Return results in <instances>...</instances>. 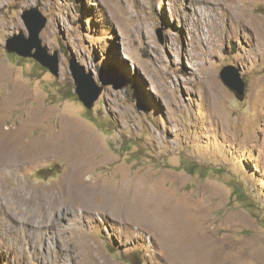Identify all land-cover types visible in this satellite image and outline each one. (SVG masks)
<instances>
[{
	"label": "rangeland",
	"instance_id": "1",
	"mask_svg": "<svg viewBox=\"0 0 264 264\" xmlns=\"http://www.w3.org/2000/svg\"><path fill=\"white\" fill-rule=\"evenodd\" d=\"M221 1L0 0V138L22 147L0 154V264H172L178 245L202 264H264V0ZM33 8L57 76L5 50ZM71 59L100 88L90 109ZM66 130L91 151L74 182L67 157L30 153ZM123 181L159 208L123 216Z\"/></svg>",
	"mask_w": 264,
	"mask_h": 264
},
{
	"label": "bare ground",
	"instance_id": "2",
	"mask_svg": "<svg viewBox=\"0 0 264 264\" xmlns=\"http://www.w3.org/2000/svg\"><path fill=\"white\" fill-rule=\"evenodd\" d=\"M215 1V0H214ZM221 1V0H220ZM224 0H222L221 2H223ZM228 1V0H227ZM195 3V2H194ZM201 3V2H200ZM218 3H220V2H218ZM202 4H203V2H202ZM204 5V4H203ZM212 41H213V39H212ZM80 134H82V133H80ZM79 133H75V132H72V130L71 131H64V132H62V133H59L58 135H56L54 138H52L49 142H46V144L44 145H41V146H38L36 143L34 144V145H32V147H31V151H30V153L32 152L33 153V155H43V154H46V153H53L54 151V153L53 154H56V155H63V156H65V157H67L69 160H70V162H71V166H70V170H69V174H70V177H71V181L72 182H74V179H75V177L77 178V177H79V176H83V174L84 173H86L85 172V168H86V165L88 164V157H87V155L89 154V153H91V151H90V149L88 148V147H86L85 146V143H84V137L82 136V135H80ZM84 134V133H83ZM85 135V134H84ZM3 139H4V137H3ZM3 139L2 138H0V154L2 155V161H8V160H6V159H4V156H5V158H7V156L8 155H11V153L12 152H10V151H14L15 153H19L20 152V150H21V148H18L17 147V149H18V152H16L15 151V149L16 148H14L15 147V145H14V142H10V139L9 140H7V141H3ZM90 141V140H89ZM15 142H16V140H15ZM38 142V141H37ZM19 145V144H18ZM44 146V147H43ZM40 147H41V149H40ZM29 148H30V146H29ZM40 149L39 151H40V153L38 152V150L37 149ZM25 149V148H24ZM28 150V149H27ZM27 150L25 149V150H22L21 151V153H22V155L23 156H25V154H28L27 153ZM54 150V151H53ZM28 151V152H29ZM52 151V152H51ZM29 153V154H30ZM13 155V154H12ZM51 155V154H50ZM28 156V155H27ZM34 156V157H35ZM15 157V156H14ZM16 158V157H15ZM18 158H20L19 160V163L22 161L21 160V157L18 155V157H17V159ZM24 158V157H23ZM22 158V159H23ZM26 158H28V157H25V159ZM33 158V157H32ZM14 159V158H13ZM28 160V159H27ZM23 161H24V159H23ZM23 161H22V163H23ZM16 162H18V161H16ZM32 162V161H31ZM16 164V163H15ZM18 164V163H17ZM139 181V180H138ZM77 182V181H76ZM131 182V181H130ZM129 182V183H130ZM135 182V181H134ZM128 182H125V181H123L122 183H121V187H120V185H119V188L120 189H118L117 188V190H121V194L123 195H121L122 196V198L121 197H119L118 196V198L119 199H121V202L122 203H124L125 205H121V207L120 208H118L119 207V205L120 204H118V207H117V204L115 205V203H114V206H116V209L117 210H119L120 212H121V214L123 215V216H125V213L126 212H128V210H131L132 211V213H134L135 211H137V212H139V213H141V212H143V205H145V209H147L148 210V206H149V204H150V206H152L151 207V209L152 210H154L155 211V209L157 210L159 207H157L156 205H152V203L150 202L149 203V201H147L148 199L145 197V196H147V195H144L143 194V190L142 189H140V188H132L134 185H131V184H129ZM119 184V183H118ZM134 184V183H133ZM73 185H74V183H73ZM76 185V184H75ZM74 185V186H75ZM93 185V184H92ZM95 185V184H94ZM108 186V185H107ZM21 187V186H20ZM72 187V186H71ZM19 188V187H18ZM110 188H111V186L110 187H106L105 189H103L102 190V192L103 193H105V194H107L108 195V193H114L112 190L110 191ZM91 189H94V187H91ZM114 189V188H113ZM24 190V189H23ZM18 191H20V189L18 190ZM22 191V190H21ZM20 191V192H21ZM95 191V190H94ZM24 192V191H23ZM22 192V193H23ZM35 192V191H34ZM22 193H21V195H22ZM82 193H83V191H82ZM17 194H19V193H17ZM31 194V193H30ZM76 194V193H75ZM78 194V193H77ZM112 194H111V196H112ZM80 195H83V194H80ZM79 195V196H80ZM84 195H86V194H84ZM84 195H83V197H84ZM15 196V195H14ZM19 196V195H18ZM35 196V195H34ZM34 196H32V195H29L27 198H25V199H31V200H34ZM87 196V195H86ZM85 196V197H86ZM98 196H101V195H98ZM97 196V197H98ZM113 196H114V194H113ZM20 197H23V196H20ZM19 198V197H18ZM39 198V197H38ZM79 198V197H78ZM87 198V197H86ZM91 198V197H90ZM95 198L96 197H94V198H92L91 200L90 199H88V200H90L91 202L92 201H95ZM112 198V197H111ZM117 198V197H116ZM72 199V198H71ZM80 199H81V197H80ZM83 199V198H82ZM38 200V199H37ZM36 200V201H37ZM79 200V199H78ZM84 201H85V199H83ZM83 200H80V201H83ZM87 200V199H86ZM116 200V199H115ZM136 200V202H137V208H134L133 209V205L131 204V202H134ZM160 200H162V198L160 199ZM73 202V201H72ZM75 202V201H74ZM79 202V201H78ZM117 202V201H116ZM86 203V202H85ZM70 204H71V202H70ZM75 204V203H74ZM82 204V203H81ZM80 204V205H81ZM110 204V203H109ZM148 205V206H147ZM78 206V205H77ZM82 206V205H81ZM84 206V205H83ZM94 206V205H93ZM126 206V209H124V207ZM76 207V206H75ZM172 207V206H171ZM163 208V207H162ZM39 210V209H38ZM125 210H127V211H125ZM42 211H44L43 209H42ZM171 212V211H170ZM169 211H168V213H170ZM172 212H173V210H172ZM40 213V212H39ZM144 213V212H143ZM146 213H147V211H146ZM146 213H144V216H145V214ZM152 212H148V217H153V216H155V217H157V215L155 214V213H152ZM130 214V213H129ZM151 214V215H150ZM162 214H163V211H162ZM166 214V213H165ZM143 216V217H144ZM169 215H167V217H168ZM136 217V216H135ZM146 217V216H145ZM138 218H140V216L138 217ZM174 219V220H173ZM172 220H169V221H166V222H170L169 224H170V228H172V229H175L176 230V228H174V225L177 223H175V220L177 219V218H173ZM145 220V219H144ZM147 220H150V218H147ZM152 220V219H151ZM150 220V221H151ZM149 221V222H150ZM156 221V220H155ZM146 222V221H145ZM153 222V221H152ZM152 224V223H151ZM54 225V224H53ZM149 225V224H148ZM156 225V224H155ZM146 227H148V226H146ZM163 227V226H162ZM154 228V227H153ZM146 229V228H145ZM163 230H166V229H164L163 228ZM157 232V231H156ZM168 232V231H167ZM155 237V236H154ZM164 238V237H163ZM161 239V238H160ZM165 239V241H166V243H165V245H167L168 244V239L165 237L164 238ZM181 246L180 245H178L176 248H174V250H173V253H172V257H171V262H172V264H182V262H185L186 264H193L194 263V261H192L191 260V257H190V253L189 252H191V254H192V257L197 261V263L198 264H202V258H200L199 256H198V252L197 251H195V252H192L191 251V246L190 245H184V247L183 248H180ZM168 249L169 248H167V251H168ZM202 249V248H201ZM204 249V248H203ZM169 250H171V249H169ZM197 250V249H196ZM202 261V262H201ZM170 264V263H169Z\"/></svg>",
	"mask_w": 264,
	"mask_h": 264
},
{
	"label": "water",
	"instance_id": "3",
	"mask_svg": "<svg viewBox=\"0 0 264 264\" xmlns=\"http://www.w3.org/2000/svg\"><path fill=\"white\" fill-rule=\"evenodd\" d=\"M21 20L25 26L27 35L19 33L8 38L5 42V50L21 58H31L47 69L52 75L59 72L58 53L49 54L42 46L39 38L44 28L45 18L37 8L24 11ZM69 70L75 84V94L86 109H90L98 99L100 88L95 84L91 73H86L75 59L69 61ZM219 77L224 85L235 93L239 100L244 96V83L240 78L239 71L233 66L223 68Z\"/></svg>",
	"mask_w": 264,
	"mask_h": 264
}]
</instances>
